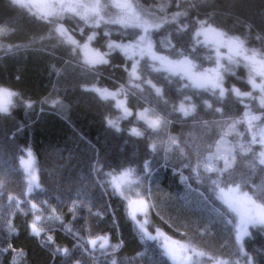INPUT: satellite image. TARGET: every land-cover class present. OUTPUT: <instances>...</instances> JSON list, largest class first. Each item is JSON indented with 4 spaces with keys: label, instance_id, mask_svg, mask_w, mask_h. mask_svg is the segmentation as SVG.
Instances as JSON below:
<instances>
[{
    "label": "trees",
    "instance_id": "1",
    "mask_svg": "<svg viewBox=\"0 0 264 264\" xmlns=\"http://www.w3.org/2000/svg\"><path fill=\"white\" fill-rule=\"evenodd\" d=\"M111 1L102 0L101 23L93 25L75 13L40 19L43 14L33 9L0 0V87L18 94L10 113L0 114V264H174L158 241L142 240L130 219L129 200L141 198L149 204L145 227L150 233L159 230L202 252L208 262L264 264V226L251 225L238 242L239 218L216 198L212 179L218 173L205 171L210 156L216 169L224 167V159L217 158L219 146L220 156L235 157L219 176L221 186L239 185L241 193L264 203V164L259 162L264 151L259 143L264 133V0H131L129 11L115 6L123 1ZM143 17L160 25L149 28L157 55L187 57L198 74L219 71L229 89L222 105L207 84L199 87L180 74L154 71L153 66H161L149 56L138 60L140 78L130 76L134 58L109 50L108 44L140 35L133 25L147 21ZM201 21L236 41L242 59L216 42L209 44L205 35L197 37ZM100 55L108 63L93 64ZM149 80L163 89V100ZM232 87L248 95L237 97ZM181 102L195 105V111L183 116ZM221 106L222 113L215 112ZM141 113L160 116L164 123L153 130ZM251 116L259 119L249 128ZM21 123L25 127L18 132ZM132 129L143 135L131 134ZM170 138L178 143L170 145ZM29 148L38 186L29 184L21 167ZM146 159L151 178L144 170ZM129 168L134 171L121 186L122 196L113 184ZM32 203L44 217L55 209L63 223L42 220L44 232L32 235ZM138 219L143 222L145 216ZM47 236L53 239L45 246ZM105 236L104 249L89 243ZM114 245L120 247L114 250Z\"/></svg>",
    "mask_w": 264,
    "mask_h": 264
},
{
    "label": "snow or ice",
    "instance_id": "2",
    "mask_svg": "<svg viewBox=\"0 0 264 264\" xmlns=\"http://www.w3.org/2000/svg\"><path fill=\"white\" fill-rule=\"evenodd\" d=\"M10 3L13 6H19L21 8H26L28 9L30 12L33 8H39L41 6L46 7V8H57L59 7L61 9V11H71L77 15H80V10H83L84 14L81 18H87V15L89 13H94L95 16H99V12L97 11L100 7L99 4H95V5H89V4H85V3H80V2H74V3H60L59 5L57 4H44L41 5L40 3L34 2V0H10ZM116 7H120L125 9L126 11L132 8L131 4H117L115 5ZM48 14L45 13L43 15H41L39 18L40 19H44L46 18ZM138 19V18H137ZM135 27H141L142 28V34L140 35H136V34H132L133 36V40L130 41V43L128 44H121V43H116L115 41H109L108 44V48L109 50L112 49H119L124 55L128 56L129 51L132 52V55H140L141 58H143L144 55H148L149 58L154 61V62H159V65L161 67H155L153 66V70L154 71H168V72H172L174 74H180L182 78H187L189 80H191L193 82L194 85L199 86V87H203L205 84H207L213 92L214 96H217L218 101L223 102V99L226 95V93L229 91V89L224 87L223 84V78L220 75L219 71L214 69L211 70V73L209 74H204V73H196L195 68L196 65L189 60L187 57H184L183 59H179V60H170L168 59V57L166 56H161V55H157L154 51H153V47L154 45L151 42V39L149 37V27L152 28H158L160 25L158 24H154L151 26H144L142 24H135L133 25ZM200 26H201V30L196 31L195 35L198 37L200 35H205L207 38V32L209 31V28L205 27V22L201 21L200 22ZM186 27V26H185ZM182 30V29H179ZM57 31H59V29H57ZM215 31V30H213ZM4 34V29L0 28V35ZM105 35H107V33H105ZM127 35V34H126ZM216 37H218V40H215L213 42H216L222 46H226L228 47L230 50L233 47L237 48V54H240V46L236 43V41L226 38L224 33L222 32H216L215 33ZM93 39V37H89V40ZM72 43H75V41H72ZM172 46V45H170ZM174 47V46H172ZM9 51H11V49H9ZM180 55H183L182 53H180ZM128 58H132V56H129ZM245 59H249V57L245 56ZM254 59V57H253ZM108 63V61L106 59H104L103 55L99 56V60L98 61H93L92 63ZM218 65H219V61H217ZM138 65H139V61H135L132 65V70L130 73V76L135 78V79H139L140 77L138 76L137 72H138ZM53 70L55 71L54 67ZM165 79H168L167 77H165ZM152 88L155 89L156 95L158 97L161 98V100H163V89L160 87H157L155 84H152L151 80L147 81ZM169 83H171V81L169 80ZM257 85H255V83L253 82V87H256ZM184 87H188V85H184ZM216 90H218V95ZM231 92L234 93L237 97H241L244 95H248L247 93H241L239 91V89L232 87L231 88ZM18 94L14 91H11L7 88L4 87H0V114H9L10 113V109L11 107H13V97H16ZM185 99L188 100L190 99V97L185 96ZM163 103L167 104L168 102L166 100L163 101ZM204 104L211 108L212 104L209 103L207 100L204 101ZM262 104H264V101H262ZM27 107L31 108L32 105L29 103L26 105ZM148 110L146 109L145 112H147ZM178 111H180L183 116H188L190 113L195 111V105H191L189 107H185V104L183 102H181L180 107L178 109ZM223 111V107H216L215 108V112L218 113H222ZM246 116L248 115L247 113L245 114ZM140 118L141 119H145V122L147 123L149 128H152L153 130L159 129L162 125V123H164L162 117L160 116H156L155 119H150L147 118L145 116L144 113L140 114ZM259 119V117L257 116H251L249 119V128H251V120H256ZM24 125L21 123V125L18 127L17 131L18 132H23L24 130ZM118 130V129H117ZM131 134L136 135V136H141L143 135L142 133L138 132L136 129H132ZM256 135L253 134L252 137V143H256ZM178 143V141L175 138H170V145H176ZM259 143H261L262 145H264V133H261V139L259 141ZM149 148L151 151L155 152L156 151V145L155 144H151L149 145ZM169 149H166V152L169 151ZM32 152L31 149L29 148L27 150V157L29 159V162L32 161ZM260 164H264V151H261L260 154ZM217 158L220 159H224V167L220 168V169H216L210 162L212 160V157L210 156L209 159V163L205 164V171L208 172H212V171H216L218 173V176L216 179H212V185L214 186V191L217 192V199L220 200L223 205H225L227 207V209L231 212L234 213L238 218H239V222H240V226H244L246 224H256L259 223L260 225H264V203H257V201L255 199H253L252 195H249V193L247 191L241 193L240 192V186L236 185L235 188L231 187V186H227L226 187H222L220 182H219V176L222 175L224 172H226L232 165V163L235 161V157L234 156H220L219 155V146L217 148ZM21 165H25V171L28 172L29 171V167L26 165L25 160L23 159V157L21 158ZM144 170L146 175H148L151 178V161L150 160H145L144 161ZM134 170L129 168L126 169L125 172L123 173L124 176H127L129 174H131ZM195 171V169H194ZM157 181H159L160 177L157 176L156 177ZM185 178L182 177V182ZM38 186V185H37ZM114 186V190L118 193H120V195L124 196V193L121 191V185L119 183H115L113 184ZM28 191L31 192L32 188L29 187ZM150 192V189H149ZM137 195L139 196L140 194L137 193ZM13 199L12 197H9V200ZM133 205H138L131 213H129L130 219L133 221V223L139 228L140 232L143 234L142 236V240H152V241H159V237L163 235V233H161L159 230H157V234L156 236H152L147 228L145 227V225L147 224V212L149 209V204L147 201H145L143 198H141L139 201H134V200H129V208H132ZM31 209L33 210V221L31 222V224L29 225L30 229H31V234L34 236L39 237L41 235L42 232H44V227L41 224L42 220H52L54 219L57 222L63 223V218L60 215H57L55 212V209L52 210L51 214L48 217H44L43 213L40 211V209L37 207L36 203H32L31 204ZM136 212H140L145 216V220L143 222H140L136 219ZM230 222V221H229ZM8 230L9 233L11 234L13 231L11 222L9 221L8 223ZM51 230V229H49ZM68 231L69 233L72 232L71 227L69 226H65V229ZM52 236H47L46 240L44 241L45 246H47V244L52 242ZM97 239H100L103 241V243H101L100 247L101 249H104L107 244H108V238L105 237H98ZM168 237H164V241L163 243H158V247L163 248L164 249V254H167L168 256H170L173 260L176 259L175 256V250L170 248L168 245ZM237 241L239 242L241 240V237L239 235H237L236 237ZM96 240H91L89 241V243H91L93 246L96 244ZM178 243V242H175ZM179 248L181 249L182 252H187L188 249L185 245H178ZM120 247V245H114L113 249L115 250L116 248ZM55 251L60 252L63 251V253L65 255L68 254V249H60V248H56ZM195 251V250H193ZM2 254V253H0ZM197 255H203L202 252L200 253H196ZM190 259V257H188ZM114 264V262H113Z\"/></svg>",
    "mask_w": 264,
    "mask_h": 264
},
{
    "label": "rangeland",
    "instance_id": "3",
    "mask_svg": "<svg viewBox=\"0 0 264 264\" xmlns=\"http://www.w3.org/2000/svg\"><path fill=\"white\" fill-rule=\"evenodd\" d=\"M114 1H115V0H112L111 2L113 3ZM117 1H123L124 4H130V1H131V0H117ZM34 2L40 3L41 5H44V4H57V5H59L60 3H65V4H67V3H74V2H80V3L89 4V5L99 4L100 7H99V9L97 10L98 12L100 11V8H103L102 0H34ZM33 10H34L35 12H37V13H41V14H45V13H47L48 15H53V14H54V15H63V14H65V13H71V14L73 13V12H71V11H61V9H60L59 7L53 9V8H46V7L41 6V7H39V8H33ZM124 10H125V9H124ZM129 10H130V9H129ZM129 10H128V11H129ZM80 13H81V14H80V15H77V16L80 17V19L82 20L83 23H92L93 25H99V24L101 23L100 18H98V17L101 16V15H99V16L97 17V16H95L94 13H89V14L87 15V18L85 19V18H81L83 15H85L84 12H83V10H80ZM99 14H100V12H99ZM94 18H96L95 23H94ZM143 18L146 19L147 21H144V22L142 23V25H144V26H151V25H152V24H151V20H149V19H147V18H145V17H143ZM103 20H104V19H103ZM105 21H106V20H105ZM110 21H112V20H108V19H107L106 22H107V23H112V22H110ZM149 28H150V27H149ZM138 29H141L140 34H142V28H141V27H138ZM150 33H151V29H149V37H150ZM205 37H206V36H205ZM151 42H152V41H151ZM206 42H208L209 44H213V41H210V37H208V36H207V38H206ZM116 43H121V44H125V45H126V44H128V43H130V42H116ZM226 48H227V47H226ZM226 48H225L224 51H227ZM234 49H235V48L233 47L231 50L229 49L230 52H225V53H227V54H231V55H235V56H233V57L238 58V59H242V57H241V53H240V54H237V51H238V50H236V49L234 50ZM128 55H129V56H132V57L134 58L135 61L141 59L140 55H138V54L133 56L131 51H129V54H128ZM90 56H91V58L94 60V58H93V57H94L93 54H91ZM147 56H148V55H144L143 58H145V57H147ZM233 57H232L231 59H234ZM205 74H206V73H205ZM120 103H121V105L123 106L124 102H123V101H120ZM23 159L25 160L26 165L29 167V171L26 172V171H25V165H21V167L23 168V170L25 171V173H26V175H27V178H28V180H29V184H30L31 186H37V184H38V172H37L36 167H35V163H34L33 156H32V161H30V162H29V159H28L27 155L24 156ZM128 177H129V175L124 176L123 174H120V175H118V176L115 177V183H119V184L122 186L124 183L127 182ZM137 206H138V205H133L132 208H130L131 212H132ZM140 215L143 216L142 213H140V212H136V219H137L138 221H139L138 217H139ZM251 225H253V226H258V225H260V224H259V223H256V224H246V225H244V226H240V222H238V235L241 237V240H240V241H242L243 238L248 234V232H249V228H250ZM262 226H264V225H262ZM147 230H148V229H147ZM148 232H149V231H148ZM160 232H161V231H160ZM149 233H150V232H149ZM161 233H163V232H161ZM150 234H151L152 236H156L157 231L154 232V233H150ZM164 237H168V238H169V239H168V245H169L170 248H172V249L175 250V256H176V259L173 260V259L169 256L170 260H171L174 264H207L208 261L205 260V258H204V254H203L202 256H201V255H197L196 253H200V252H198L197 250L193 249L192 247L187 246V245L184 244V243L178 242V241H176V240L170 238L169 236H167V235L164 234V233H163L162 236L159 237V241H158V242H159V243H163V241H164ZM175 242H178V243H175ZM101 243H103V241H102V240H98L94 246L97 247V246H98L99 244H101ZM178 245H185V246L187 247L188 251H187L186 253H185V252H182ZM94 246L92 245V247H94ZM193 250H195V251H193ZM188 257H190V259H189ZM208 264H221V263H219V262H208Z\"/></svg>",
    "mask_w": 264,
    "mask_h": 264
},
{
    "label": "water",
    "instance_id": "4",
    "mask_svg": "<svg viewBox=\"0 0 264 264\" xmlns=\"http://www.w3.org/2000/svg\"><path fill=\"white\" fill-rule=\"evenodd\" d=\"M207 36L210 37V39L215 38L216 37L215 31H213L212 29H209V31L207 32Z\"/></svg>",
    "mask_w": 264,
    "mask_h": 264
},
{
    "label": "flooded vegetation",
    "instance_id": "5",
    "mask_svg": "<svg viewBox=\"0 0 264 264\" xmlns=\"http://www.w3.org/2000/svg\"><path fill=\"white\" fill-rule=\"evenodd\" d=\"M214 39H215V38H213V39H210V40H211V41H214ZM223 47H224V49L226 48V46H223ZM234 48H236V47H234ZM226 50H227L226 52H230V50H229V48H228V47L226 48ZM234 50H235V49H234ZM230 55H231V54H230ZM231 56H235V55H231Z\"/></svg>",
    "mask_w": 264,
    "mask_h": 264
}]
</instances>
